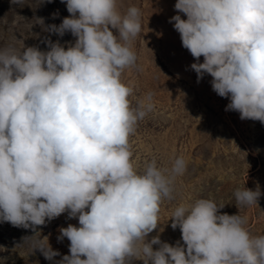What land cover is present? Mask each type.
<instances>
[{"label": "clouds", "instance_id": "clouds-1", "mask_svg": "<svg viewBox=\"0 0 264 264\" xmlns=\"http://www.w3.org/2000/svg\"><path fill=\"white\" fill-rule=\"evenodd\" d=\"M61 2L70 15L45 31L71 33L74 43L48 37L46 50H0V222L36 232L65 212L78 219L59 229L70 254L56 264H264V236L252 237L246 218L221 213L225 205L211 199L175 209L171 227L183 244L146 240L187 165L178 157L160 168L153 159L138 170L132 161L129 138L155 109L151 92L133 107L134 89L121 80L137 62L130 45L140 9L122 15L117 0ZM174 8L187 17L169 22L196 60L197 82L210 75L212 90L230 100L226 111L264 124V0H177ZM260 195L235 192L245 206ZM34 237L24 238L33 251L49 261L60 255Z\"/></svg>", "mask_w": 264, "mask_h": 264}, {"label": "rangeland", "instance_id": "rangeland-1", "mask_svg": "<svg viewBox=\"0 0 264 264\" xmlns=\"http://www.w3.org/2000/svg\"><path fill=\"white\" fill-rule=\"evenodd\" d=\"M176 2L117 0V10L122 15L132 6L141 13V32L130 45L137 62L123 70L121 80L134 89L129 98L133 107L149 92L154 94L155 104L154 111L138 121L129 138L133 164L143 170L147 162L155 159L158 167L170 169L175 159L182 157L187 165L186 171L175 178L174 198L162 201L158 227L146 240L159 235L162 242L183 244L179 227H171V218L177 207L193 205L200 198L225 205L221 213L246 218L244 227L252 237L264 236V124L241 120L238 112L226 111L230 100L212 90L210 75L205 74L197 82V74L191 69L196 60L182 46L174 22H169L177 14L187 18L175 10ZM69 15L61 0H23L20 6L11 0H0V50L11 48L20 53L28 46L46 50L43 41L48 37L53 42L74 43L76 38L71 33L61 38L45 31L48 25H59ZM112 31L117 34V30ZM203 59L200 57L199 62ZM244 187L259 188L257 204L237 203L235 192ZM69 224L79 226L78 219H69L67 212L37 226V233L0 222V264H56L70 254V241L57 239L59 229ZM34 235L33 239L47 237L51 248L60 255L49 261L39 250L33 251L31 242L24 238ZM158 247L153 245L154 249ZM132 264L143 261L134 260Z\"/></svg>", "mask_w": 264, "mask_h": 264}]
</instances>
